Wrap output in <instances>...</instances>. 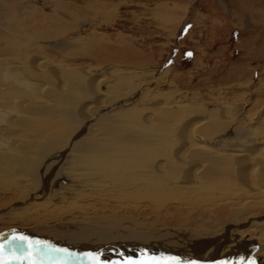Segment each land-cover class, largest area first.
I'll return each mask as SVG.
<instances>
[{"label":"rangeland","instance_id":"374dc122","mask_svg":"<svg viewBox=\"0 0 264 264\" xmlns=\"http://www.w3.org/2000/svg\"><path fill=\"white\" fill-rule=\"evenodd\" d=\"M2 62L19 67L35 88L0 97V121L7 115L11 126L0 123L3 260L215 264L194 245L213 233L236 235L232 258L264 264L255 261L264 249V0H0ZM21 101L25 113L6 111ZM161 112L178 120L157 128ZM96 116L109 126L92 122ZM212 124L216 141L197 136ZM121 131L165 135L168 158L156 164L169 167L166 160L182 150L186 160L166 179L168 191L128 193L126 166L83 163L87 138L105 145ZM6 146H14L15 161ZM219 149L233 171L203 176L208 165L193 153ZM234 156L245 162L243 174ZM16 237L27 242L9 245Z\"/></svg>","mask_w":264,"mask_h":264},{"label":"bare ground","instance_id":"6f19581e","mask_svg":"<svg viewBox=\"0 0 264 264\" xmlns=\"http://www.w3.org/2000/svg\"><path fill=\"white\" fill-rule=\"evenodd\" d=\"M4 61V60H3ZM3 63V62H2ZM21 72L19 67H16L15 65L11 64V63H3L0 64V86H4L6 88L5 94L0 92V97L5 96L6 99H13V97L16 96V98H20L23 97L24 95H26L23 92V85H25V89L28 90L32 89L34 86L33 85H29V83H25L26 80H24L23 76H21ZM13 79L14 81H11L13 83H15V86H12V83L10 82V80ZM32 83V82H31ZM34 83V82H33ZM17 84V85H16ZM36 84V82H35ZM19 86V87H17ZM32 86V87H31ZM35 88H33L34 90ZM1 90V89H0ZM28 92V91H27ZM40 92V91H39ZM41 94V92H40ZM41 97V95H39ZM28 96H26L27 98ZM127 97V96H126ZM53 98V97H52ZM22 99V98H21ZM32 102V99H30ZM16 102V101H15ZM24 101L21 102H17L13 107H11L10 105H6V111H11L14 112V115L16 117H19L20 115H22L24 112V105H23ZM47 102V101H46ZM45 99H44V103ZM39 103V102H38ZM65 103V102H64ZM6 104V103H5ZM26 104V103H25ZM47 104V103H46ZM40 105V104H39ZM45 106V105H44ZM47 107V106H46ZM136 108V107H135ZM129 109V108H127ZM122 111V109H121ZM160 111V110H159ZM9 114V113H8ZM130 114V113H129ZM132 115V114H131ZM179 115V114H178ZM7 115H5V117L0 121V123L2 124H6L8 126H10V122L8 120H6ZM11 117V116H10ZM99 116H96L94 118V120L92 119L93 117H91L92 122L96 121L97 118ZM109 117H111L109 115ZM114 117V116H113ZM126 117V116H125ZM101 118V120H103V122L105 123V125L109 126V124H107L108 122V117L104 116V117H99V119ZM116 118V116H115ZM128 118V117H127ZM131 119V118H130ZM134 119V118H133ZM89 118V121H91ZM114 120V119H113ZM111 120V121H113ZM175 120H178V117L176 116H171V114H169V112H164V113H160L157 115L155 121H156V126L157 128H167L170 126L171 123L175 122ZM22 121V120H21ZM116 121V120H115ZM212 121V120H211ZM138 122V121H137ZM203 122V121H202ZM201 122V123H202ZM23 123V121H22ZM109 123V122H108ZM141 123V122H140ZM207 123V122H206ZM214 123V122H213ZM181 124V123H180ZM179 124V125H180ZM219 124V123H218ZM218 124H215L213 126H209L207 128H203L201 130L197 129L196 133L197 136L206 139V140H215V138L217 137V135L215 134V131H210V129L214 130V128H216ZM142 125V124H141ZM146 124H144L145 126ZM168 125V126H167ZM206 125V124H205ZM149 126V125H147ZM154 126V125H153ZM11 127V126H10ZM172 127V126H171ZM17 128V127H16ZM85 128V127H84ZM170 128V127H169ZM36 129V128H35ZM16 130V129H15ZM87 130V129H86ZM100 130V129H99ZM104 130V129H102ZM107 130V129H106ZM130 130V129H129ZM141 130V129H140ZM19 131V130H18ZM138 131V130H137ZM153 131V130H152ZM92 132V131H91ZM123 132L122 135H120V133H116V136L114 137V139L112 141L106 140L105 145L104 144H100V142H98L97 140H95V138L97 136H93L91 135V137L88 139L87 138V142L84 146L83 149V155L81 156L82 161L84 164L89 165L91 167L96 168L97 170H104V171H108L110 169H116V164H119L122 167V164L124 166H126V171H125V176L126 177V182L127 183H123L126 185H123L122 187L126 189V191L128 193H132V192H147L150 190H157V191H163L165 189H167V178H170V174L171 176L173 175V173L175 174V172L180 170V166H182L184 160L186 159H182V150L176 154L173 158L167 159L166 160V165L169 167L164 166L162 163H155V159L156 158H168V153H169V148H167L168 146V142L165 141V135L161 136V133L158 135L157 132H143V131H139L136 134H134L135 136L131 135L133 134V132L129 133V132ZM170 132V131H168ZM9 133V131H8ZM7 132H3L1 133V135L3 136L4 134V138H6L5 134L9 135ZM11 133V132H10ZM96 133V132H95ZM102 133V132H101ZM167 133V132H166ZM14 134V133H13ZM17 134V133H16ZM90 134V133H89ZM108 135V134H107ZM50 136V135H49ZM101 136V135H100ZM140 136V137H139ZM171 136V135H170ZM20 137V136H19ZM95 137V138H94ZM99 137V135H98ZM138 137V138H137ZM169 136L167 135V138ZM85 138V137H84ZM149 138L150 140V145L149 143L146 141ZM170 138V137H169ZM115 139H118L119 141V146L116 145V143L114 142ZM144 139V140H143ZM86 140V139H85ZM83 140V141H85ZM217 140V139H216ZM215 140V141H216ZM17 141V140H16ZM15 141V142H16ZM21 141V140H18ZM82 141V140H81ZM255 141V140H254ZM17 143V142H16ZM19 143V142H18ZM17 143V145H18ZM22 143V142H21ZM54 143V142H53ZM78 143V142H77ZM148 143V144H147ZM82 144V143H81ZM110 144V145H109ZM113 144V145H112ZM77 145V144H76ZM127 145V146H126ZM194 145V144H193ZM22 145H20L21 147ZM48 146V145H47ZM206 146V145H205ZM204 146V147H205ZM14 146L12 147H8L6 146V156H9L10 158V162L11 161H15L16 158L15 157V151L13 149ZM18 147V146H17ZM191 147V146H190ZM245 147V146H243ZM241 147V149L243 148ZM24 148V147H22ZM52 148V147H51ZM221 148V147H220ZM72 149V148H71ZM171 149V148H170ZM249 149V148H248ZM16 150V148H15ZM220 150V151H219ZM219 150H215L213 152H211L212 150H208L205 151V153L203 151L199 152H192L193 153V159H198L199 161L202 159L204 160L203 162H206V165H208V169L204 172L203 176L212 178L215 177V173H224V174H228L231 173L233 171V169L231 167H229V162L231 159H226L228 158L227 155H220L222 152L221 149ZM39 151V150H38ZM244 151H247L246 148H243V150L241 152L244 153ZM74 152V151H73ZM81 153V152H80ZM189 153V152H187ZM219 153V154H218ZM242 153V154H243ZM20 154V153H19ZM78 154V153H77ZM241 154V155H242ZM23 155V154H22ZM61 155V154H60ZM79 155V154H78ZM188 155V154H187ZM62 156L65 157L64 154H62ZM179 156V157H178ZM60 157V156H59ZM178 157V158H177ZM184 157V156H183ZM139 158V159H137ZM233 158V157H232ZM237 165L239 166L240 169V174H243L245 172V170L241 169L243 168V166H245L243 163H245L244 161L240 162V160L238 159V156H234ZM48 161H51L53 158H48ZM61 159V157L59 158V160ZM77 159L79 160V158L77 157ZM76 159V160H77ZM77 160V161H78ZM131 160H136L134 162L131 163H126L127 161H131ZM72 161V160H71ZM80 161V160H79ZM23 162V161H22ZM59 162V161H57ZM61 162V160H60ZM165 162V161H164ZM186 162V161H185ZM56 163V162H55ZM53 163V164H55ZM50 164V163H49ZM57 164V163H56ZM55 164V169H57ZM58 165V164H57ZM62 165V164H61ZM53 166V165H52ZM203 166V165H202ZM78 167V166H77ZM50 168H52L50 166ZM230 168L232 169V171H230ZM59 169V168H58ZM73 169V168H72ZM76 170V169H75ZM123 170V169H122ZM119 171V170H118ZM116 172V171H115ZM62 174V173H60ZM195 175V174H194ZM221 174H219L220 176ZM60 175H58L59 177ZM100 176V175H99ZM115 176V175H114ZM118 176V175H116ZM192 176V175H191ZM218 176V175H217ZM57 177V178H58ZM71 177V176H70ZM74 177V176H73ZM55 178V177H54ZM103 178V177H102ZM117 178V177H116ZM123 179V178H122ZM115 180V179H114ZM121 180V179H120ZM220 180V179H219ZM210 181V180H209ZM221 181V180H220ZM219 181V182H220ZM119 182V180H118ZM216 182V181H215ZM218 182V179H217ZM73 183V182H72ZM78 183V182H77ZM120 183V182H119ZM212 184L214 183L213 180L211 182ZM82 184V185H81ZM42 185V184H41ZM57 185V184H56ZM78 185H81L82 187H87L86 182H81L78 183ZM73 186V185H72ZM77 186V185H76ZM52 187V186H51ZM70 187V186H69ZM80 187V186H79ZM89 187V186H88ZM121 187V186H120ZM121 187V188H122ZM129 187H134L136 189H130ZM179 187V186H178ZM119 188V187H118ZM122 188V189H123ZM168 188H172L170 186H168ZM175 188V187H173ZM182 188V187H181ZM57 189V188H56ZM177 189V187L175 188ZM185 189V188H184ZM192 189V188H191ZM194 190H196L195 188H193ZM69 190V189H68ZM121 190V189H119ZM173 189H171L170 191H172ZM188 190V189H187ZM190 190V189H189ZM193 190V191H194ZM124 190H122L123 192ZM168 191V189H167ZM175 191V190H174ZM173 191V192H174ZM191 191V190H190ZM178 192V191H175ZM258 194V193H255ZM129 197V196H128ZM261 225V224H260ZM73 228L75 230H79L80 226L79 225H72ZM264 226V224H263ZM235 227V226H234ZM39 228V227H38ZM259 228V227H258ZM40 229V228H39ZM45 229V228H44ZM47 229V228H46ZM45 229V231H46ZM84 229V228H83ZM224 229V228H223ZM34 230V229H33ZM50 230V229H49ZM48 230V231H49ZM55 230V229H53ZM222 230V229H221ZM221 230L219 231V233H221ZM35 231V230H34ZM44 231V230H43ZM42 231V232H43ZM44 231V234H46V232ZM47 231V232H48ZM51 231V230H50ZM99 231V230H98ZM41 232V231H40ZM52 232V231H51ZM54 232V231H53ZM92 232V231H91ZM197 232V231H196ZM195 232V233H196ZM225 233L227 232H234L229 230L227 227L226 229L223 231ZM58 233V232H57ZM238 233V232H237ZM246 233V232H245ZM34 234H38V233H34ZM43 234V235H44ZM60 234V232L58 233ZM62 234V233H61ZM205 234V233H204ZM242 234V233H241ZM49 235V234H48ZM84 236V235H83ZM195 236V235H194ZM198 236V235H197ZM202 236V235H201ZM222 236V235H221ZM236 237V235H234ZM200 237V236H198ZM234 237V238H235ZM245 236L241 238H244ZM234 238L233 239H228L226 236L223 237H218V234H214L213 233H207L205 235H203V237L201 239H199L198 241H196L195 245V250L198 249L199 252H201L202 254H205L204 256H212L210 257V260L212 259L213 263L216 260V263H226L229 260H234L235 257H238V263L239 264H245V262L247 261V259L243 258V255H236L234 258H232V256H234V252L237 250L236 248L239 247H235L237 245V243H239L236 239V241L234 242ZM239 238V237H238ZM246 238V237H245ZM244 238V239H245ZM65 240V239H64ZM239 240V239H238ZM249 240V239H248ZM234 243L233 246L229 247V249L227 248V245L229 242ZM262 245V244H261ZM242 247V246H241ZM259 252H257V258L255 259L256 263L261 261L260 258H264V249L263 250H258ZM244 253V252H243ZM242 253V254H243ZM240 258V259H239ZM242 260V261H241ZM241 261V262H240ZM245 261V262H244ZM215 263V264H216Z\"/></svg>","mask_w":264,"mask_h":264},{"label":"snow or ice","instance_id":"6c2138e0","mask_svg":"<svg viewBox=\"0 0 264 264\" xmlns=\"http://www.w3.org/2000/svg\"><path fill=\"white\" fill-rule=\"evenodd\" d=\"M26 242H27V237H16L15 239L9 241V245L17 244L23 246ZM3 251H4V246L0 245V264H9L8 261L3 260L2 257ZM68 259H71L70 255L68 256ZM90 264H100L98 256L92 257ZM109 264H112V262H109ZM123 264H159V262L153 260L134 261L131 258H128L123 261ZM172 264H178V262H172Z\"/></svg>","mask_w":264,"mask_h":264},{"label":"crops","instance_id":"0c3cea01","mask_svg":"<svg viewBox=\"0 0 264 264\" xmlns=\"http://www.w3.org/2000/svg\"><path fill=\"white\" fill-rule=\"evenodd\" d=\"M182 21V20H181Z\"/></svg>","mask_w":264,"mask_h":264}]
</instances>
